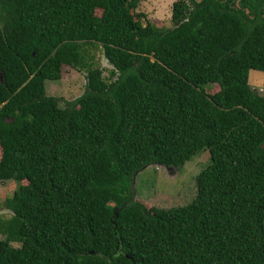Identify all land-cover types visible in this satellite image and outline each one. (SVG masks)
Listing matches in <instances>:
<instances>
[{
	"label": "trees",
	"instance_id": "16d2710c",
	"mask_svg": "<svg viewBox=\"0 0 264 264\" xmlns=\"http://www.w3.org/2000/svg\"><path fill=\"white\" fill-rule=\"evenodd\" d=\"M140 1L0 0V182H19L0 264H264V0H176L170 28ZM65 65L86 84L60 106ZM202 148L190 202L129 200L145 166Z\"/></svg>",
	"mask_w": 264,
	"mask_h": 264
},
{
	"label": "rangeland",
	"instance_id": "374dc122",
	"mask_svg": "<svg viewBox=\"0 0 264 264\" xmlns=\"http://www.w3.org/2000/svg\"><path fill=\"white\" fill-rule=\"evenodd\" d=\"M174 1L176 0H141L135 14H141L143 24L148 21L159 27L170 28L173 26L171 10ZM234 5L237 7V1ZM262 16L264 18V15ZM87 51L92 65L101 68L104 78L109 81L112 66L103 56L101 47L89 46ZM248 81L252 88L264 96V71L250 70ZM85 84L86 69L77 70L67 65L63 66L58 81L45 82L46 93L55 96L60 106L79 97L85 89ZM205 90L208 94H213L219 87L216 84H209ZM209 163L208 149L202 148L179 168H167L158 164L147 165L134 177L129 200L138 201L146 208H169L187 204L196 195V175ZM20 183L25 184L26 181ZM18 186L19 182L15 180L0 182V218H8L11 215L5 208L4 200L10 197Z\"/></svg>",
	"mask_w": 264,
	"mask_h": 264
}]
</instances>
